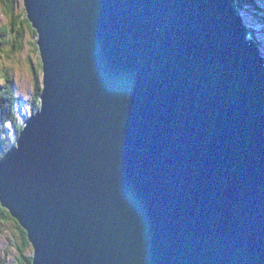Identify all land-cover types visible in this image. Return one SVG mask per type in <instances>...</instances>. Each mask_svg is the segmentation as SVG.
<instances>
[{
  "label": "water",
  "instance_id": "95a60500",
  "mask_svg": "<svg viewBox=\"0 0 264 264\" xmlns=\"http://www.w3.org/2000/svg\"><path fill=\"white\" fill-rule=\"evenodd\" d=\"M40 108L0 159L32 264H264V56L237 0H22Z\"/></svg>",
  "mask_w": 264,
  "mask_h": 264
},
{
  "label": "trees",
  "instance_id": "16d2710c",
  "mask_svg": "<svg viewBox=\"0 0 264 264\" xmlns=\"http://www.w3.org/2000/svg\"><path fill=\"white\" fill-rule=\"evenodd\" d=\"M21 2L22 0H0L2 13L8 21L4 27L1 28L0 53H5V48L8 49L7 54L22 51L24 49V39L27 31L32 39L30 42L32 47L31 51L33 54L37 55L39 53L36 45L37 35L26 16L24 8L20 6ZM16 10L20 11V13H17ZM31 70L34 76V89L29 105L31 115H33L40 108V93L42 87L41 64H38L37 67L33 69L31 66ZM3 75L6 84L0 89V159H2L6 152L15 145L16 139L25 123L18 122L16 106L19 103V98L12 93V77L6 76V73H3ZM8 125H11L14 129V135L12 136H10L6 129ZM0 238H5V240L9 242L8 248L9 246L13 248V250H10V254L12 253L14 255V260L8 264H32L33 250L27 238V233L10 213L2 207L1 203ZM7 254L8 250H6L4 254H1L3 260L0 261V264H6L4 258Z\"/></svg>",
  "mask_w": 264,
  "mask_h": 264
},
{
  "label": "rangeland",
  "instance_id": "374dc122",
  "mask_svg": "<svg viewBox=\"0 0 264 264\" xmlns=\"http://www.w3.org/2000/svg\"><path fill=\"white\" fill-rule=\"evenodd\" d=\"M237 2L240 6L244 26L249 29L252 38L258 43L264 56V0H237ZM20 6L23 8V2H21ZM16 12L20 13L17 10ZM7 22L0 6V32ZM31 41L32 39L26 31L24 49L22 51L7 54L8 49L5 48V53H0V89L6 84L3 75V73H6V76L12 77V93L19 98V103L16 106L19 123L25 122L31 116L29 103L34 89V76L31 72V66L33 69L38 64H41L39 53L35 55L31 51ZM6 129L10 136L14 135V129L11 125H8ZM8 245L9 242L5 238H0V261L3 260L1 254L8 250L9 255L7 254L4 258L6 264L14 260V255L10 254V250H13V248L11 246L8 248Z\"/></svg>",
  "mask_w": 264,
  "mask_h": 264
},
{
  "label": "bare ground",
  "instance_id": "6f19581e",
  "mask_svg": "<svg viewBox=\"0 0 264 264\" xmlns=\"http://www.w3.org/2000/svg\"><path fill=\"white\" fill-rule=\"evenodd\" d=\"M242 17V16H241ZM243 19V18H242ZM18 222V221H17ZM33 263V262H32Z\"/></svg>",
  "mask_w": 264,
  "mask_h": 264
}]
</instances>
